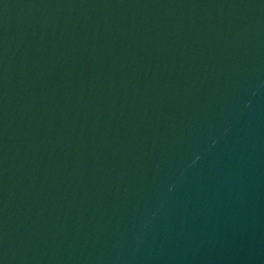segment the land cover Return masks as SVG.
<instances>
[{
    "label": "water",
    "instance_id": "water-1",
    "mask_svg": "<svg viewBox=\"0 0 264 264\" xmlns=\"http://www.w3.org/2000/svg\"><path fill=\"white\" fill-rule=\"evenodd\" d=\"M0 264H264V0H0Z\"/></svg>",
    "mask_w": 264,
    "mask_h": 264
}]
</instances>
